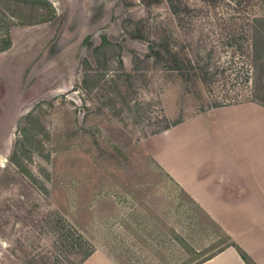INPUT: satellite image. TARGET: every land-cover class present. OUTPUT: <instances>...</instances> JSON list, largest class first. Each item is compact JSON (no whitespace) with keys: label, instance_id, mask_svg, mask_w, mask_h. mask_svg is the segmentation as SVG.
<instances>
[{"label":"rangeland","instance_id":"rangeland-1","mask_svg":"<svg viewBox=\"0 0 264 264\" xmlns=\"http://www.w3.org/2000/svg\"><path fill=\"white\" fill-rule=\"evenodd\" d=\"M260 17L264 0H0V264H197L240 247L159 159L164 126L207 112L208 173L253 155L217 127L264 122L228 113L264 107ZM153 41L183 69L142 59Z\"/></svg>","mask_w":264,"mask_h":264},{"label":"crops","instance_id":"crops-1","mask_svg":"<svg viewBox=\"0 0 264 264\" xmlns=\"http://www.w3.org/2000/svg\"><path fill=\"white\" fill-rule=\"evenodd\" d=\"M50 1L54 3L60 0ZM236 107L228 113L234 116L251 112L252 116L264 114V107L255 103ZM255 110L263 113L253 114ZM209 114L186 117L163 131L168 143L159 162L168 175L216 225L224 229L231 241L238 244L254 264H264V122L236 120L230 122L232 125L224 123L217 127L223 133L226 125L232 128L233 134L241 130L245 150L253 152L252 156L243 157L237 166H232L230 172L218 175L207 172L210 163L207 153L210 149V132L207 129L211 126L204 125L205 128L200 129L198 123L205 117L209 119ZM202 133L205 135L201 136ZM197 264L248 263L236 246L228 245Z\"/></svg>","mask_w":264,"mask_h":264},{"label":"trees","instance_id":"trees-1","mask_svg":"<svg viewBox=\"0 0 264 264\" xmlns=\"http://www.w3.org/2000/svg\"><path fill=\"white\" fill-rule=\"evenodd\" d=\"M251 22H252L253 27L258 26V25L261 27H264V17L253 18ZM262 39L263 40L260 41V40L256 39V37H253V39L251 40L252 41V48L254 51L253 55H255V61L253 64H254V66H257V67L260 65L264 66V62L260 63V62L264 61V58L261 59L258 57V52L260 51L259 49L264 44V38H262ZM135 57H136V59L141 60L140 55H136ZM142 59L153 60V61H155L156 64L162 65L163 69H166V70H179L180 71L183 69V62L177 56H175V54H173L172 51H170L167 47H165V49H164L162 44L161 45L157 44V41H153V42L149 43L148 52L142 57ZM181 121L182 120L171 123V124H167L166 126L163 127L162 130H167V129L171 128L172 126L177 125ZM73 231H75V230L73 229ZM72 242H74V241H72ZM75 243H73V244L75 245ZM234 246L237 247L241 256L243 257V259L248 264H254L250 260L249 256L245 253V251H243L237 245H234ZM91 254H92V251H89L88 253H86L83 256L82 261L86 260ZM73 263L79 264V260L73 261Z\"/></svg>","mask_w":264,"mask_h":264}]
</instances>
